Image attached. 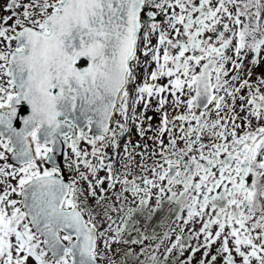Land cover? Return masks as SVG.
<instances>
[{
	"label": "snow or ice",
	"instance_id": "6c2138e0",
	"mask_svg": "<svg viewBox=\"0 0 264 264\" xmlns=\"http://www.w3.org/2000/svg\"><path fill=\"white\" fill-rule=\"evenodd\" d=\"M0 12V264H264V0Z\"/></svg>",
	"mask_w": 264,
	"mask_h": 264
},
{
	"label": "rangeland",
	"instance_id": "374dc122",
	"mask_svg": "<svg viewBox=\"0 0 264 264\" xmlns=\"http://www.w3.org/2000/svg\"><path fill=\"white\" fill-rule=\"evenodd\" d=\"M3 13L2 12H0V15H2Z\"/></svg>",
	"mask_w": 264,
	"mask_h": 264
}]
</instances>
